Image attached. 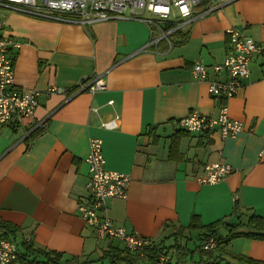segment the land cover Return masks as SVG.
Listing matches in <instances>:
<instances>
[{
	"label": "crops",
	"instance_id": "obj_1",
	"mask_svg": "<svg viewBox=\"0 0 264 264\" xmlns=\"http://www.w3.org/2000/svg\"><path fill=\"white\" fill-rule=\"evenodd\" d=\"M210 1L199 0L194 14ZM222 1L220 9L175 29L170 49L165 40L148 44L147 25L134 19L83 25L0 7L1 34L20 41L10 52L15 86L67 88L42 93L31 116L0 124V222L15 228L0 236L18 246L11 264H47L45 254L30 245L61 253V264H100L110 247L125 246L98 240L78 210L89 197L91 137L102 140L107 168L131 176L128 196L108 200L109 217L158 248L184 230L199 252L205 238L191 234L195 216L203 225L226 217L230 225L247 224L253 214L264 220V54L253 55L249 77L228 101L229 115L242 120V131L222 139L218 132L189 133L178 123L192 110L218 114L220 97L208 80L194 78L192 65L222 62L230 27L264 48V0ZM95 77L105 89L76 93L81 81ZM208 79L225 81L227 73L209 69ZM220 163L233 171L216 183L199 182L207 165ZM188 243L166 247L179 254L178 264L186 255L179 248ZM220 244L212 255L199 252L193 264L264 261V237Z\"/></svg>",
	"mask_w": 264,
	"mask_h": 264
},
{
	"label": "built area",
	"instance_id": "obj_2",
	"mask_svg": "<svg viewBox=\"0 0 264 264\" xmlns=\"http://www.w3.org/2000/svg\"><path fill=\"white\" fill-rule=\"evenodd\" d=\"M198 3L199 0H0V7L36 17L83 25L98 21L134 19L147 25L148 44L157 45L165 40L171 46L170 34L175 29H184L194 19L220 9L224 4L222 0H213L204 10L194 14V7ZM4 23L0 17V124H5L14 117L21 120L25 116H31L39 104L38 99L42 93L50 95L67 91L66 88L58 86L48 87L44 91L24 90L15 86L14 63L12 57L8 55V50L17 49L20 41L1 34ZM227 32L230 45L225 60L214 64L212 69L215 72L226 71L228 78L226 81H211V90L216 95L228 99L238 93L244 78L248 77L253 55L264 54V48L235 27H230ZM192 71L197 79H205L208 67L197 60L193 64ZM98 77L82 81L79 89H87L92 93L105 89V84L98 80ZM108 103L112 105L114 102L111 100ZM180 124L191 131L201 133L216 129L222 137L234 136L243 129L242 121L228 116V108L225 104L217 117H209L193 111L182 118ZM86 162L89 169L87 182L89 197L88 201L78 205V210L81 217L92 227L96 238L122 240L129 251L144 259L143 262L170 264L172 256L168 250L163 249V246L153 248L155 245L150 244L148 239L128 231L124 225L116 224L109 217L108 200L127 197L131 176L107 168L103 142L100 138H90ZM231 170L232 167L226 163L210 165L206 168V175L199 180L202 183H213L223 179ZM218 246L216 238L211 237L202 247L211 250ZM147 249H151L154 254L147 256ZM17 256V244L0 236V264H11Z\"/></svg>",
	"mask_w": 264,
	"mask_h": 264
},
{
	"label": "trees",
	"instance_id": "obj_3",
	"mask_svg": "<svg viewBox=\"0 0 264 264\" xmlns=\"http://www.w3.org/2000/svg\"><path fill=\"white\" fill-rule=\"evenodd\" d=\"M31 134L29 135L30 137L33 136ZM224 224H226V227H229L231 230L235 226H239L240 230H244V231H238L237 233L233 232V233H235L233 237H237V236H239V234H244V235L249 236V237H264V220L256 214H253L248 218L247 224L239 223V224L230 225V224L226 223L225 220H218V221L213 222L211 224L205 225L206 227H204L203 224H200L198 218L195 216L192 218L189 228L191 230H195V232H197L199 236L203 234L204 238H207L209 236L208 235L209 233L214 234V228L216 226L224 225ZM14 229L15 228L12 227L11 225L8 226L7 223L0 222V235L8 234V231L12 232ZM207 232H209V233H207ZM220 246L221 245H219L217 248L211 249V250H204L201 248V249H199V252H201L202 254L207 253V254L212 255V253L214 251H218L219 249H222V248H220ZM197 247H200V245H197L196 248ZM29 248L32 251H36V252L41 251L42 253H44L45 256L47 257V261H46L47 264H61L62 263L61 262L62 254L61 253L54 252V251L41 250L39 248L34 249L31 247V245ZM179 249L182 251L183 247L179 248ZM152 254H154V252L151 249L146 250L147 256H150ZM100 260L102 261V263H100V264H103V262H105V261H108V264H144V263L145 264H155L153 262H149V263L143 262L144 261L143 258H140L136 253H132L131 251H129L126 246H124L123 248L110 247L107 251H105L101 255L99 261ZM70 261L72 263L78 262V260L76 258H72ZM33 263H35V261H33ZM193 263H196V262L192 261L191 264H193ZM205 264H208V263H205ZM210 264H212V263H210ZM214 264H216V263H214ZM218 264H220V263L218 262ZM247 264H264V261L254 260V259L248 258Z\"/></svg>",
	"mask_w": 264,
	"mask_h": 264
},
{
	"label": "rangeland",
	"instance_id": "obj_4",
	"mask_svg": "<svg viewBox=\"0 0 264 264\" xmlns=\"http://www.w3.org/2000/svg\"><path fill=\"white\" fill-rule=\"evenodd\" d=\"M2 30H3V28H2ZM3 36H8V35H3ZM9 37H12V36H9ZM13 38V37H12ZM165 42V41H164ZM11 50H12V48H10L9 50H8V55H10V52H11ZM14 73H15V70H14ZM14 117V116H13ZM87 182H88V180H87ZM86 187H87V184H86ZM227 217L226 218H224V220L225 221H227ZM225 225V224H224ZM204 227H206L205 225H203ZM231 229L229 228V227H226V226H224L223 227V225H219V226H216L215 228H214V233H215V235L217 236V238L219 239V240H221V241H225V242H227V241H230V240H233V239H236V238H241V237H243V236H246V235H244V234H239V236H237V237H233L234 236V234L235 233H233V232H238V231H244V230H240V228H239V226H235L231 231H230ZM195 233V231L194 232H192L191 234H194ZM208 233V232H207ZM232 233V234H231ZM189 233H187V232H185L184 230H181L180 232H178L177 234H175L174 236H171V238L169 239V238H167V244H161L162 246H163V249L164 250H167V248L166 247H176V245L177 244H175V241H177L178 243H180L181 242V240L183 241V242H185V241H187V242H189L188 244H183V249H182V251H184L185 253H186V255L185 256H180V258H181V260H180V262H179V264H187V261H192V260H198L199 259V257H200V254L201 253H199L198 251H197V248H196V246L198 245V244H194L193 242H192V239H190L189 238ZM203 235V234H202ZM202 235H200V237L202 236ZM199 236V235H198ZM105 239H110L111 241H114V242H117L118 240H120V239H113V238H105ZM116 240V241H115ZM120 241H122V240H120ZM122 243H124L123 241H122ZM227 245H232V244H227ZM235 246H236V244H234ZM203 244H201V248L203 249ZM228 247V246H227ZM237 247V246H236ZM205 250V249H204ZM178 253H176V252H172V261H173V263H175V264H178L177 262H175L176 260H177V258H178ZM206 255V254H205ZM174 256L176 257L175 258V261H174ZM233 264L236 262L235 260H233V259H231L230 260Z\"/></svg>",
	"mask_w": 264,
	"mask_h": 264
},
{
	"label": "bare ground",
	"instance_id": "obj_5",
	"mask_svg": "<svg viewBox=\"0 0 264 264\" xmlns=\"http://www.w3.org/2000/svg\"><path fill=\"white\" fill-rule=\"evenodd\" d=\"M2 8V7H1ZM6 9H8V8H6ZM216 11V10H215ZM212 12H214V11H212ZM211 12V13H212ZM210 14V13H209ZM207 15V14H206ZM205 16V15H204ZM203 16V17H204ZM198 18H200V17H198ZM195 20V19H194ZM193 20V21H194ZM5 22V21H4ZM192 22V21H191ZM190 22V23H191ZM189 23V24H190ZM4 25H5V23H4ZM241 32V31H240ZM227 34H228V32H227ZM228 36H229V34H228ZM253 39V38H252ZM171 42H172V40H171ZM229 42H230V38H229ZM258 44V43H257ZM167 45H168V43H167ZM230 45V44H229ZM172 47V44H171V46H169L168 45V48L170 49ZM228 48H229V46H228ZM228 48H227V50H226V54H227V52H228ZM224 60H225V58H224ZM223 60V61H224ZM195 61H197V60H195ZM194 61V62H195ZM200 61H202L207 67H208V73H207V76H206V78L205 79H197L195 76H194V74H193V71H192V74H193V76H194V78L196 79V80H208L209 81V83H210V90H211V81H215V80H209L208 79V76H209V69L210 70H212V71H214L213 69H212V66L214 65H211V66H209V65H207L203 60H200ZM222 61V62H223ZM222 62H219V63H222ZM194 64V63H193ZM216 64V63H215ZM192 70H193V65H192ZM249 70H250V65H249ZM224 71V70H223ZM215 72V71H214ZM220 72V71H219ZM226 72V71H225ZM227 73V72H226ZM249 75H250V72H249ZM249 75H248V77H249ZM248 77H246V78H248ZM96 78V77H95ZM95 78H90V79H95ZM227 78H228V75H227ZM246 78H244V79H246ZM90 79H85V80H83V81H86V80H90ZM227 80V79H226ZM225 80V81H226ZM217 81H219V80H217ZM244 81V80H243ZM82 82V81H81ZM80 82V83H81ZM243 85H244V83L242 84V87H243ZM79 87H80V84H79V86H78V89H77V91H76V93L77 92H80V91H83V90H87V89H83V90H80L79 89ZM241 87V88H242ZM240 88V89H241ZM67 89V88H66ZM239 89V90H240ZM90 92V91H89ZM211 92H212V90H211ZM92 93V92H91ZM94 93H96V92H94ZM212 93H214V92H212ZM238 93H239V91H238ZM237 93V94H238ZM215 94V93H214ZM236 94V95H237ZM236 95H234V96H236ZM216 96H219V95H216ZM233 96V97H234ZM220 97V96H219ZM232 98V97H231ZM231 98H224V97H220V100L222 101V102H220V106H219V111H218V114L216 115V116H209V115H206V114H202V113H200L198 110H192L191 112H193V111H197V112H199L200 114H202V115H205V116H209V117H217L218 115H219V113H220V109H221V107L225 104L226 106H227V108H228V101L231 99ZM93 108H95V107H93ZM93 108H92V110H93ZM229 109V108H228ZM93 111H96V110H93ZM190 112V113H191ZM190 113H188L186 116H188ZM116 115H118V114H116ZM186 116H184V117H186ZM228 116L231 118V119H234V118H232L230 115H229V112H228ZM184 117H182V118H184ZM182 118H180L179 120H178V123H179V126H180V128H182L183 130H185V131H187V132H189V133H193V134H199V135H202V136H211L214 132H218L219 134H220V132L219 131H217L216 129L215 130H211V131H208V132H205V133H201V132H194V131H191V130H189V129H187V128H185V127H183V126H181V124H180V121L182 120ZM235 120H238V119H235ZM240 121H242V120H240ZM37 127V126H36ZM243 128H244V126H243ZM35 130V129H34ZM243 130V129H242ZM241 130V131H242ZM239 133V132H238ZM237 133V134H238ZM236 134V135H237ZM220 136H221V134H220ZM235 136V135H234ZM228 137H231V136H228ZM228 137H222L221 136V138L222 139H225V138H228ZM264 147V146H263ZM263 151H264V148H263ZM88 155V154H87ZM220 164H223V163H220ZM226 164H228V163H226ZM217 165H219V164H217ZM230 165V164H229ZM207 166H210V165H207ZM207 166H206V168H207ZM231 166V165H230ZM232 167V166H231ZM233 171V167H232V170L228 173V174H230L231 172ZM88 172H89V169H88ZM228 174H226L225 176H224V178L228 175ZM206 175V172H205V174L204 175H202V176H205ZM202 176H200V177H202ZM199 177V178H200ZM199 178H198V180H199ZM223 178V179H224ZM223 179H221V180H223ZM221 180H219V181H221ZM199 182L200 183H202L200 180H199ZM216 182H218V181H216ZM216 182H213V183H216ZM131 183V182H130ZM204 184H212V183H204ZM130 187V186H129ZM128 196V195H127ZM224 226H226V225H223V227ZM134 233H136V232H134ZM209 233V232H208ZM138 236H140V237H143V238H146V239H148L147 237H145V236H142V235H140V234H138V233H136ZM209 236L207 237V238H205L204 240H203V243L202 244H204L209 238H211V237H214V238H216V240H217V242H218V244L219 245H221L220 243H221V240H219L218 238H217V236L215 235V233L214 234H211V233H209L208 234ZM149 240V239H148ZM153 248H158V246H154ZM170 248V247H169ZM168 252H169V254L172 256V250L170 251V250H168ZM170 264H172V262L170 263ZM174 264V263H173Z\"/></svg>",
	"mask_w": 264,
	"mask_h": 264
}]
</instances>
